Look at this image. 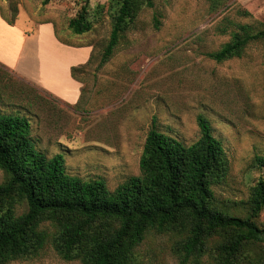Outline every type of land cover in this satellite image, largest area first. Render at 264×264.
<instances>
[{
	"label": "rangeland",
	"instance_id": "374dc122",
	"mask_svg": "<svg viewBox=\"0 0 264 264\" xmlns=\"http://www.w3.org/2000/svg\"><path fill=\"white\" fill-rule=\"evenodd\" d=\"M153 1L100 64L121 0H0L8 19L52 21L69 42L94 46L91 64L77 73L84 84L77 105L63 103L0 64V110L26 116L37 148L49 157L61 153L68 173L101 177L110 190L140 175L154 121L158 130L190 145L201 135L198 115L206 116L229 161L228 174L214 186L217 203L244 218L251 212L252 188L264 179V165L256 162L264 157V40L221 62L209 53L241 26L264 29V0ZM85 4L92 29L76 35L69 19ZM4 180L0 168V183ZM25 210L24 203L17 206L18 214ZM258 223L264 225V210ZM178 238L149 233L137 249L140 264H180L172 249ZM203 260L212 261L209 255ZM8 264L82 262L63 259L47 244L37 256Z\"/></svg>",
	"mask_w": 264,
	"mask_h": 264
},
{
	"label": "trees",
	"instance_id": "16d2710c",
	"mask_svg": "<svg viewBox=\"0 0 264 264\" xmlns=\"http://www.w3.org/2000/svg\"><path fill=\"white\" fill-rule=\"evenodd\" d=\"M153 6V0H121L100 64L109 60L139 12ZM154 20L158 27L160 21ZM68 26L76 35L92 29L86 4ZM240 30L209 56L221 62L264 40V29ZM56 34L71 43L57 26ZM93 54L86 64L72 67L73 77L79 79L77 73L91 64ZM198 123L199 139L186 145L158 130L154 121L140 175L110 190L101 177L68 173L61 153L49 157L37 148L26 116L0 110V168L5 172L0 183V264L37 256L47 244L63 259L82 264H140L137 249L152 232L179 237L172 249L180 264H203L206 255L210 264H264V225L258 223L264 179L252 188L248 216L219 207L214 186L225 179L229 161L209 119L198 115ZM256 162L263 166L264 157L257 156ZM22 203L26 210L18 214Z\"/></svg>",
	"mask_w": 264,
	"mask_h": 264
},
{
	"label": "crops",
	"instance_id": "0c3cea01",
	"mask_svg": "<svg viewBox=\"0 0 264 264\" xmlns=\"http://www.w3.org/2000/svg\"><path fill=\"white\" fill-rule=\"evenodd\" d=\"M93 51L91 43L61 41L52 21L19 15L9 23L0 11V64L63 103L81 101L84 84L73 77L72 67L86 64Z\"/></svg>",
	"mask_w": 264,
	"mask_h": 264
}]
</instances>
